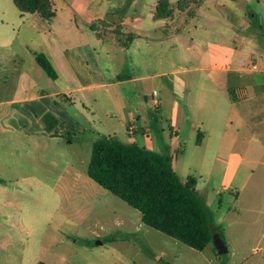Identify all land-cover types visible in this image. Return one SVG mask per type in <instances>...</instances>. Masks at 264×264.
<instances>
[{
    "label": "crops",
    "instance_id": "obj_1",
    "mask_svg": "<svg viewBox=\"0 0 264 264\" xmlns=\"http://www.w3.org/2000/svg\"><path fill=\"white\" fill-rule=\"evenodd\" d=\"M179 1L171 4L168 0L170 15L156 18L159 0H49L54 16L44 19L21 14L13 0H0V147L33 159L53 151L56 160L74 145L71 131L65 129L69 102L79 112L86 109L97 134L164 154L180 175L170 146L157 149L150 128L140 125L139 113L147 105L141 98L149 86L153 93H157L156 86L166 91L184 87L176 78L182 72L170 69L189 62L192 49L203 47L201 40H205L202 52L210 81L205 84V152L212 153L205 160V177L224 171V182L213 192L223 195L226 190L235 197L233 218L220 216L215 225L222 228L229 251L264 245V228L259 229L264 226V84L256 81V75L264 74V41L254 35L251 22L260 20L249 10L254 1L264 4V0H231L229 4L202 0L196 11L204 10L205 20L189 30L198 13L185 15L178 8ZM228 30L233 36L226 39L221 34ZM37 54L50 59L56 80L41 68ZM126 65V78L121 80ZM130 88L137 102L131 104L128 99L127 105L125 91ZM157 95L158 100L152 98L156 110L172 129H178L182 101L187 108L189 95L176 98L174 93L173 103L168 100V104L164 94ZM46 114L56 121L50 132ZM116 115L121 127L113 124ZM216 125L220 129L214 131ZM73 127L74 139L80 141L78 127ZM173 134L177 138L176 131ZM97 139L91 141L92 146ZM54 160L46 166L56 170ZM14 178L25 181L31 176L18 167ZM207 249L217 258L213 245Z\"/></svg>",
    "mask_w": 264,
    "mask_h": 264
},
{
    "label": "rangeland",
    "instance_id": "obj_2",
    "mask_svg": "<svg viewBox=\"0 0 264 264\" xmlns=\"http://www.w3.org/2000/svg\"><path fill=\"white\" fill-rule=\"evenodd\" d=\"M2 1L11 3L12 0ZM174 1L170 0L171 4ZM223 1L227 4L231 2ZM183 7L180 11L193 16L197 4L184 0ZM249 10L258 14L259 23L263 26L261 30L259 23L251 22L254 35L264 41V4L254 1ZM196 12L198 15L188 25V30L205 20L204 10ZM221 35L226 39L233 36L229 30ZM197 36L204 38L200 34ZM215 39L216 36H213ZM201 41L203 47L192 49L189 62H180L170 69L182 72H178L176 78L184 82V87L177 86L174 91L155 87L159 95L164 94L167 104L168 100L173 103L174 93L176 98L189 95L187 108L182 101L183 113L178 129L175 126L172 129L165 116L156 110L151 86L141 98L147 105L139 115L142 120L140 125L146 124L150 128L154 146L164 150L167 144L173 160L178 158L177 170L182 180H195L198 183L196 189L200 190L204 199L206 192L209 194L206 203L213 219L218 221L223 215L233 218L235 197L226 190L223 195L213 192L214 187H221L224 182V171L220 175L215 172L205 177V160L212 158V153L205 152L204 116L205 95L208 92L205 84H210V81L206 76L202 52H205V40ZM167 79L172 80L173 77ZM256 81L264 84V74L256 75ZM125 92L126 103L129 99L131 104H135L134 88ZM157 93L155 98L158 100ZM118 116L113 124L121 127ZM64 120L74 145L61 152L56 160L52 159L53 151L36 154L33 159L32 155L22 157L12 153L8 147H0V264H223L224 260L225 264H230L232 260L242 259L246 260L242 264H264L262 244L251 245L244 250L228 249L226 257L215 258L209 249L203 252L193 250L145 226L139 211L88 176L91 141L104 136L95 132L91 115L84 108L79 112L68 102ZM74 124L78 127L77 138H81L80 141L74 139ZM97 125L100 126L98 122ZM217 129H220L219 125L214 131ZM173 131H176L177 138L173 136ZM53 160L56 170L46 166ZM217 165L221 166V162L218 161ZM18 167L31 178L16 181L14 177ZM159 256L162 260L158 259Z\"/></svg>",
    "mask_w": 264,
    "mask_h": 264
},
{
    "label": "trees",
    "instance_id": "obj_3",
    "mask_svg": "<svg viewBox=\"0 0 264 264\" xmlns=\"http://www.w3.org/2000/svg\"><path fill=\"white\" fill-rule=\"evenodd\" d=\"M192 1L197 6L202 2ZM13 2L21 14H38L44 19L54 16L49 9V0ZM183 2L184 0L179 1V10L185 8ZM170 13L168 0H159L155 17H168ZM259 26L263 29L262 25ZM37 62L50 78H58L46 55L37 54ZM127 70L126 65L119 76L121 80L126 78ZM44 121L49 132L56 125L51 114H46ZM88 176L103 189L139 211L145 226L193 250L201 252L213 245L215 233H219L225 240L222 228L215 225L209 206L196 189V181L189 179L184 182L164 154L104 135L93 143ZM214 250L218 257H226V254L218 253L215 247Z\"/></svg>",
    "mask_w": 264,
    "mask_h": 264
},
{
    "label": "water",
    "instance_id": "obj_4",
    "mask_svg": "<svg viewBox=\"0 0 264 264\" xmlns=\"http://www.w3.org/2000/svg\"><path fill=\"white\" fill-rule=\"evenodd\" d=\"M212 243H213V245L216 248L218 253H220L222 255L228 253L227 244H226L225 240L222 239V237L219 233H215L213 235ZM98 244H101V242H98Z\"/></svg>",
    "mask_w": 264,
    "mask_h": 264
},
{
    "label": "built area",
    "instance_id": "obj_5",
    "mask_svg": "<svg viewBox=\"0 0 264 264\" xmlns=\"http://www.w3.org/2000/svg\"><path fill=\"white\" fill-rule=\"evenodd\" d=\"M153 96L155 97L156 96V93H154ZM129 131H130V133H132L133 132V129H130Z\"/></svg>",
    "mask_w": 264,
    "mask_h": 264
}]
</instances>
